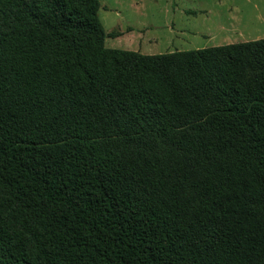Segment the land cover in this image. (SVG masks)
<instances>
[{
	"label": "trees",
	"instance_id": "trees-1",
	"mask_svg": "<svg viewBox=\"0 0 264 264\" xmlns=\"http://www.w3.org/2000/svg\"><path fill=\"white\" fill-rule=\"evenodd\" d=\"M98 0H0V264H264V37L109 48Z\"/></svg>",
	"mask_w": 264,
	"mask_h": 264
},
{
	"label": "rangeland",
	"instance_id": "rangeland-1",
	"mask_svg": "<svg viewBox=\"0 0 264 264\" xmlns=\"http://www.w3.org/2000/svg\"><path fill=\"white\" fill-rule=\"evenodd\" d=\"M98 1V18L104 31L118 32L105 38L104 44L109 48L135 47L143 33L151 40L148 49H143L140 43V53L145 54L198 49L264 36V0Z\"/></svg>",
	"mask_w": 264,
	"mask_h": 264
},
{
	"label": "crops",
	"instance_id": "crops-1",
	"mask_svg": "<svg viewBox=\"0 0 264 264\" xmlns=\"http://www.w3.org/2000/svg\"><path fill=\"white\" fill-rule=\"evenodd\" d=\"M263 24H264V19H263ZM231 26V25H230ZM133 29V28H132ZM131 32H134V30L132 31L131 30ZM137 32V31H136ZM138 33V32H137ZM140 34H142V32H140ZM120 35H123V34H120ZM143 37H138V39H140L139 40V42L137 43V46H135V47H132V48H129V49H127V50H134V51H138V52H141V47H143V49H145V48H150V37H145L144 36V33H143V35H142ZM264 37V36H263ZM262 38V37H261ZM256 39H258V38H256ZM141 41H142V44H141V47H140V43H141ZM247 41V40H246ZM143 54H145V53H143ZM147 54H154V53H147Z\"/></svg>",
	"mask_w": 264,
	"mask_h": 264
}]
</instances>
